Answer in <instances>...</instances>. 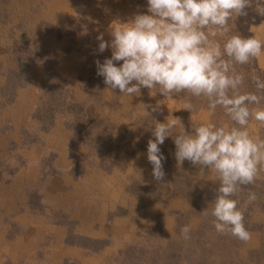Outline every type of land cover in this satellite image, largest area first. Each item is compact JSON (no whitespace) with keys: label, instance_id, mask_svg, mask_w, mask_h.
<instances>
[{"label":"rangeland","instance_id":"374dc122","mask_svg":"<svg viewBox=\"0 0 264 264\" xmlns=\"http://www.w3.org/2000/svg\"><path fill=\"white\" fill-rule=\"evenodd\" d=\"M147 8V0H0V264H264V174L232 197L252 233L245 243L200 215L219 182L187 160L178 168L173 137L159 145L162 181L147 160L153 120L170 112L191 133L192 123L231 124L223 111L209 116L205 100L184 93L145 117L141 104L155 107L163 95L142 88L120 97L97 75L95 62L112 55L99 52L97 37L110 44L114 21ZM246 11L230 34L264 39L256 28L264 16ZM237 71L246 74L242 91H255L264 56ZM181 97L197 110H179ZM251 125L264 138V125ZM249 191L257 199L244 209ZM185 225L190 240L180 236Z\"/></svg>","mask_w":264,"mask_h":264},{"label":"clouds","instance_id":"9594fccd","mask_svg":"<svg viewBox=\"0 0 264 264\" xmlns=\"http://www.w3.org/2000/svg\"><path fill=\"white\" fill-rule=\"evenodd\" d=\"M147 5L149 14H136L127 23L113 22L110 44L103 34L97 37L99 52L109 47L112 51L111 58L95 62L97 75L103 77L107 91L118 89L120 97L139 96L142 88L163 95L165 99L155 107L141 104L145 117L151 115L147 108L156 112L160 104L175 103L184 93L205 100L209 116L217 109L223 111L231 124L192 123L191 133L170 112L164 123L153 120L154 140L148 141L147 160L154 179L162 181L165 157L159 145L173 137L178 168L187 160L199 167V176L207 168L219 182L211 208L200 215L214 218L211 223L218 234L247 243L252 233L245 227L240 201L232 197L264 174V138L250 131L252 121L264 125V108L260 107L264 79L254 75L255 91H242L246 74L237 71V66L264 56V39L230 32L231 22L248 15L246 9L254 6L264 16V0H147ZM256 28L264 29V23ZM118 62L122 63L117 66ZM181 98L185 102L179 110L191 114L197 110L191 100ZM256 199V193L249 191L244 209ZM190 233V225L181 227L184 240L191 239Z\"/></svg>","mask_w":264,"mask_h":264},{"label":"trees","instance_id":"16d2710c","mask_svg":"<svg viewBox=\"0 0 264 264\" xmlns=\"http://www.w3.org/2000/svg\"><path fill=\"white\" fill-rule=\"evenodd\" d=\"M257 22H258V21H250V22L248 21L247 24H248V25H252V24H255V23H257ZM80 59H81V58H80ZM47 63L49 64V63H51V61H48ZM51 65H53V63H52ZM85 65H86L85 62H83V63L81 64L80 67L84 68ZM85 68H86V67H85ZM54 69H55V68H54ZM54 69H53V66H52L51 69H49V73H51V74L54 73Z\"/></svg>","mask_w":264,"mask_h":264},{"label":"crops","instance_id":"0c3cea01","mask_svg":"<svg viewBox=\"0 0 264 264\" xmlns=\"http://www.w3.org/2000/svg\"><path fill=\"white\" fill-rule=\"evenodd\" d=\"M256 34V33H255ZM261 38V37H260ZM258 61H260V60H258ZM261 62V61H260ZM262 62H263V60H262Z\"/></svg>","mask_w":264,"mask_h":264}]
</instances>
